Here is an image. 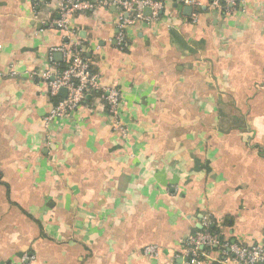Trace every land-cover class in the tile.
<instances>
[{"label": "crops", "instance_id": "crops-1", "mask_svg": "<svg viewBox=\"0 0 264 264\" xmlns=\"http://www.w3.org/2000/svg\"><path fill=\"white\" fill-rule=\"evenodd\" d=\"M161 1L120 50L114 7L69 32L56 0H0V264H183L206 218L225 243L262 244L264 0ZM74 52L120 90L123 131L98 94L45 128L57 100L39 75Z\"/></svg>", "mask_w": 264, "mask_h": 264}, {"label": "built area", "instance_id": "built-area-1", "mask_svg": "<svg viewBox=\"0 0 264 264\" xmlns=\"http://www.w3.org/2000/svg\"><path fill=\"white\" fill-rule=\"evenodd\" d=\"M185 5L197 8V0H183ZM59 18L53 23L54 26L65 31H71L72 19L93 8L114 7L119 12L118 32L116 42L120 50L128 47L127 28L139 22L152 23L160 20L164 10L161 0H99L92 3L89 0H56ZM246 0H211V9H220L229 13L235 8L243 7ZM244 11V10H243ZM197 19V16H194ZM49 87L53 98L60 96L61 90L65 89L67 95L60 98L50 113L44 119L46 129L52 122L62 118L79 107L88 96L98 94L103 98L109 113L116 120V128L124 130L118 119L121 104V92L116 88H104L101 85L100 75L92 69L91 61L81 52H74L62 69H48L39 75ZM211 220L206 218L202 224L203 231L190 234L184 241L183 264H202L208 259L216 248L224 249L231 258L228 264H264V239L261 245L246 247L242 244L225 243L222 239L209 232ZM148 257H157V249L149 247L145 250ZM31 258L24 257V261Z\"/></svg>", "mask_w": 264, "mask_h": 264}, {"label": "trees", "instance_id": "trees-1", "mask_svg": "<svg viewBox=\"0 0 264 264\" xmlns=\"http://www.w3.org/2000/svg\"><path fill=\"white\" fill-rule=\"evenodd\" d=\"M62 68H64V67H62ZM62 68H60V69H62ZM94 95H97V94H94ZM100 97H101V96H100ZM60 98H62V97L59 96L58 98H55V99L58 101ZM57 101L55 102V104L57 103ZM55 104H54V105H55ZM208 230H209V232L213 233V232H212V229H211V226L209 227Z\"/></svg>", "mask_w": 264, "mask_h": 264}, {"label": "water", "instance_id": "water-1", "mask_svg": "<svg viewBox=\"0 0 264 264\" xmlns=\"http://www.w3.org/2000/svg\"><path fill=\"white\" fill-rule=\"evenodd\" d=\"M66 95H67V91L65 89L61 90L60 96L61 97H63V96L66 97Z\"/></svg>", "mask_w": 264, "mask_h": 264}]
</instances>
